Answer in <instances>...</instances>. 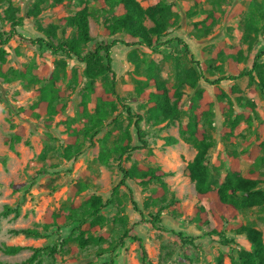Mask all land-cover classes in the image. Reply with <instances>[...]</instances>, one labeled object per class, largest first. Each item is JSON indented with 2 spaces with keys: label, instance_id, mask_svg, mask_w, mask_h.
<instances>
[{
  "label": "rangeland",
  "instance_id": "obj_1",
  "mask_svg": "<svg viewBox=\"0 0 264 264\" xmlns=\"http://www.w3.org/2000/svg\"><path fill=\"white\" fill-rule=\"evenodd\" d=\"M136 1L146 8L160 0ZM163 1L171 7L172 27L155 48L138 47L133 52L132 60L139 64L138 68L128 59L131 49L122 45L112 47L115 111L93 137L82 134L85 120L81 112L91 115L95 108L92 97L84 89L85 82L80 79L84 66L74 57L53 54L45 47L18 37L8 42L5 63L0 71V249L17 246L22 250L15 255H5L0 250V264H21L31 255L30 248L52 247L70 236V241L55 260L42 253L41 264H106L111 261L113 264H236L240 250H252L246 239L232 230L226 231L224 239L208 236L206 232L215 227L210 216L207 228L196 227L191 222L192 209L201 205L208 210V205L195 195L188 165L196 151L180 137L179 128L188 121V102L193 93L188 76L191 70L199 73L196 62L206 65L203 76L213 81L221 76L219 72H213V65L220 67L225 77L233 76L234 72L251 70L255 57L264 51V0ZM36 3L39 11L33 9ZM84 8L89 14L91 37L85 52L92 50L98 42L124 39L123 34L103 35L104 25L112 21L116 9L109 11L100 0H63L60 4L54 0H0V28L9 32L10 18H22L18 33L24 38H45L38 28L45 29L50 25L56 26L58 39L71 38L74 31L61 21ZM30 11L33 13L28 15ZM246 16L251 18L253 30H257L251 34L254 40L251 48L242 39ZM206 17L208 19L204 20ZM151 25L150 21H145L146 27ZM236 50L242 53L239 62L236 61L240 58L235 54ZM150 62L154 63L157 75L169 91L177 89L181 92V116L173 124L147 121L146 99L139 91H152L145 87L143 76L145 66ZM259 62H264V56ZM49 85L59 93L55 94L59 99H55L54 105L64 106L59 114H41L37 107L40 90ZM233 85L238 91L232 94L230 88ZM99 86L109 88L110 77L93 85ZM198 86L214 95L213 86L205 80L200 79ZM220 87L227 94L221 102L223 110L216 103L211 125L199 124V128L215 142L208 155L209 166L212 168L219 161L223 166L219 175L212 174L217 183L223 181L228 168L224 158L226 149L239 154L240 170L245 176L252 166V161L245 160V155L264 139V92L257 85L256 76L251 84L248 78H242L223 81ZM249 104L253 105L252 112L246 107ZM126 107L142 116L139 128L144 143L138 140L133 125L135 119L130 121ZM235 117H239L240 123L233 132L231 143L226 145L220 132L225 119ZM72 129L78 131V152L67 160L63 154ZM127 132L130 140L126 137ZM167 138H174L177 143L168 146ZM127 140L131 148L137 149L122 155L117 153V147ZM258 156H264V153ZM132 166L159 169L168 175L163 180L165 202L150 199L159 186L157 183L143 184L127 179L124 185H119L122 170ZM256 172L264 182V166H259ZM115 186L119 189L111 196ZM259 189L264 190V183ZM91 196H99L103 202L111 204L100 213L105 219L103 227L92 235L94 238L102 235V239H89L87 245L81 246L77 240L79 232L71 231L77 227L75 220L81 217L85 201ZM73 205L75 214L72 220L66 219L67 226L46 228L49 214L67 218ZM15 209L17 214L7 213ZM156 213L160 214L163 231L154 230L148 223L150 214ZM229 224L254 227L261 232L264 243V209L241 212ZM85 228L86 224L81 230ZM23 230H34L39 235L28 238L20 233ZM176 234L193 240L191 244H183ZM133 236L142 240L146 252L144 262ZM84 238L88 236L84 235Z\"/></svg>",
  "mask_w": 264,
  "mask_h": 264
},
{
  "label": "trees",
  "instance_id": "obj_2",
  "mask_svg": "<svg viewBox=\"0 0 264 264\" xmlns=\"http://www.w3.org/2000/svg\"><path fill=\"white\" fill-rule=\"evenodd\" d=\"M60 4L63 0H54ZM102 6H108L109 11L116 9V15L113 16L112 21L104 25L103 35L106 37H115L123 34V40H112L110 43L104 41L98 42L95 47L85 52V48L91 37L89 33V14L87 10L81 9L74 15L62 19V23L70 27L74 34L71 38L58 39L56 36V26L50 25L45 29L38 28V31L44 35L45 38H36L34 40L24 38L18 33V29L22 26V18H10L11 29L5 32L0 28V71L1 66L5 63L6 50L8 42L14 37H18L23 41H29L38 47H45L53 54H61L66 57H74L78 63L84 66L80 79L85 82L84 89L92 97V103L95 105L94 113L89 115L87 112H81L84 120L85 127L82 134L87 137L97 135L111 113L115 111L113 97L116 96L115 86V72L112 69L111 49L114 45H122L127 49H131L128 54V59L135 68L139 64L132 60L133 52L138 47H145L152 49L161 44V39L164 38L168 30L172 27V13L169 4L160 0L158 3L143 8L136 0H100ZM39 11L38 3L33 8ZM33 12L30 11L28 15ZM210 15V14H208ZM208 19L206 17L204 20ZM151 22V27L145 26V21ZM244 34L243 41L246 42L251 48L254 43L252 32L254 26L250 17L244 18ZM203 23V22H202ZM208 34V32H207ZM178 41V40H177ZM182 43V42H180ZM185 46V45H184ZM186 47V46H185ZM219 51V50H218ZM221 52H218L220 55ZM236 55H239L236 61L241 60V51L236 50ZM264 56V51L259 53L253 63L251 70L234 72L233 76H224L222 70L218 66L215 67L213 72H219L220 77L210 81L203 76L206 69L204 63L196 62L199 73L191 70L189 78V85L192 90V96L188 102V121L186 124L180 126L179 135L186 139L195 149L196 153L188 165L189 178L194 184L195 195L198 200H205L208 205V210L201 205L195 206L192 209L190 220L199 228H207L209 226V216L215 222V227L206 232L210 237H218L224 239L226 231L232 230L235 235L242 236L251 246V251L240 250L238 253V261L236 264H264V243L262 241L261 232L249 225L238 224L230 226L229 222L237 218L241 212L251 210L253 208L264 209V190L259 189V186L264 182L258 178L256 170L259 166H264V156H258L259 153H264V139L245 155V160L252 161V166L248 173L243 176L239 166V154L235 150L226 149L224 158L227 161V171L222 182L217 183L213 180V172L219 175L223 169L221 162L214 164L211 168L209 166L208 155L211 149L215 147V142L211 136L206 133L204 129L199 128L201 122H206L211 125V118L215 104L223 110L221 102L227 98V94L220 87L223 81H235L242 78H248L249 83H254L255 76L257 78V85L264 92V62L259 60ZM229 57V56H228ZM230 58V57H229ZM231 62V60H228ZM255 75V76H254ZM145 87L152 88V91L145 92L140 89L139 93L146 99L147 103V121H153L154 124L166 123L173 124L181 116V92L177 89L169 91L166 84L156 73L154 63H147L144 69ZM110 77L109 88L103 89L102 87H93L94 83L100 79ZM200 79L205 80L210 86H213L214 95L211 96L205 89L198 86ZM238 87L231 86L230 92L237 93ZM55 94H59L52 85L40 90V100L37 104L41 114L55 115L64 110L63 105H54ZM214 98V99H213ZM118 99V98H117ZM249 111H253V105L246 106ZM126 113L130 121L135 119L133 125L136 129V136L141 143L143 137L140 132L139 123L143 120L142 116L136 115L132 109L126 107ZM248 116V115H247ZM249 117V116H248ZM250 121V118H248ZM224 126L220 132L222 141L226 145L231 143L233 132L238 129L240 123L239 117L234 119L226 118ZM76 132L75 129L69 130L67 137V146L64 149V156L70 160L77 152L76 147ZM126 137L130 140V135L127 132ZM167 145L172 146L177 143L174 138H167ZM145 145V144H144ZM137 148H131L127 143L119 145L115 150L119 154H124L127 151H133ZM123 178L120 186L124 185V181L139 180L143 184L157 183L159 186L150 196L154 202H165V184L164 178L168 175L159 169L152 168H137L130 167L127 170H122ZM79 188H77L78 191ZM119 187L115 186L111 196L117 194ZM136 208V204L133 202ZM111 202H103L99 196H91L86 199L83 206L81 217L77 218V227L71 233L78 231L77 240L81 246L88 244V240H100L102 235L94 238L92 235L97 233L103 227L105 219L100 215L101 211L105 209ZM76 207H71V213L67 218H61L57 214L51 213L46 218V228L56 227L61 228L68 225L66 219L73 218ZM16 213L15 210H8L7 213ZM90 219L89 222H86ZM52 220V222H49ZM148 223L154 230L163 231L161 224L160 214H150ZM86 224V228L81 230L82 226ZM22 233L25 237L36 238L39 233L34 230H23ZM71 235V234H70ZM84 235L88 238L85 239ZM177 238L183 244H191L192 238L183 237L182 234H176ZM125 238L127 236H124ZM71 236L61 240L59 243L52 247L46 248H30L31 255L21 264H41L40 256L42 253L46 254L51 259L55 260L56 256L63 250L64 246L70 241ZM132 240L137 244L142 262L146 257L145 249L142 245V240L139 237L133 236ZM5 255H15L22 248L17 246H3L0 249ZM106 264H113L112 261Z\"/></svg>",
  "mask_w": 264,
  "mask_h": 264
}]
</instances>
